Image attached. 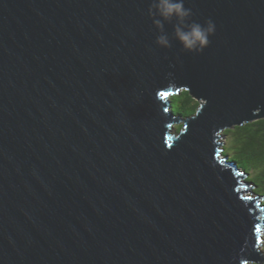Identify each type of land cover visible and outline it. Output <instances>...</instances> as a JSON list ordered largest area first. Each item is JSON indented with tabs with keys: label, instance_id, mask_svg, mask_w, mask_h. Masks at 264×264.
I'll return each instance as SVG.
<instances>
[{
	"label": "water",
	"instance_id": "1",
	"mask_svg": "<svg viewBox=\"0 0 264 264\" xmlns=\"http://www.w3.org/2000/svg\"><path fill=\"white\" fill-rule=\"evenodd\" d=\"M152 3L0 0V264L264 263V196L221 142L264 119V0H185L216 25L199 55L175 22L158 47Z\"/></svg>",
	"mask_w": 264,
	"mask_h": 264
},
{
	"label": "trees",
	"instance_id": "2",
	"mask_svg": "<svg viewBox=\"0 0 264 264\" xmlns=\"http://www.w3.org/2000/svg\"><path fill=\"white\" fill-rule=\"evenodd\" d=\"M171 100L173 112L182 119L193 116L201 104L188 90L172 95ZM183 127L180 123L176 130L181 131ZM225 135L224 154L249 174L248 181L255 185V193L264 196V119L228 129Z\"/></svg>",
	"mask_w": 264,
	"mask_h": 264
},
{
	"label": "clouds",
	"instance_id": "3",
	"mask_svg": "<svg viewBox=\"0 0 264 264\" xmlns=\"http://www.w3.org/2000/svg\"><path fill=\"white\" fill-rule=\"evenodd\" d=\"M159 35L156 44L162 49H171L172 40L165 24L174 23V38L187 53L202 54L210 46L216 25L212 20L201 24L193 20V11L185 6V0H153L148 12Z\"/></svg>",
	"mask_w": 264,
	"mask_h": 264
},
{
	"label": "rangeland",
	"instance_id": "4",
	"mask_svg": "<svg viewBox=\"0 0 264 264\" xmlns=\"http://www.w3.org/2000/svg\"><path fill=\"white\" fill-rule=\"evenodd\" d=\"M178 125H180V124H175V128H177ZM223 139H224V140H221V142L224 144V146H226V143H227V137L225 136ZM261 249H262V251L264 252V246H261Z\"/></svg>",
	"mask_w": 264,
	"mask_h": 264
}]
</instances>
